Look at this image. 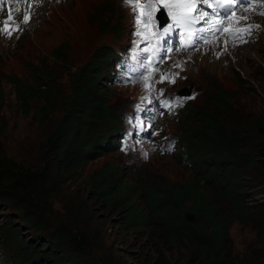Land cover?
Listing matches in <instances>:
<instances>
[{"label":"rangeland","instance_id":"obj_1","mask_svg":"<svg viewBox=\"0 0 264 264\" xmlns=\"http://www.w3.org/2000/svg\"><path fill=\"white\" fill-rule=\"evenodd\" d=\"M140 2L143 4L142 0ZM147 2H159L172 11L166 5L173 0L144 3ZM202 6L199 8L204 11ZM242 9H250V14H240ZM261 12H264V0L254 5L241 4L235 12V23L249 29L244 37L232 40L222 28L234 22H222L211 34H197L186 49L170 47L172 52L158 59L144 77L130 79L122 76L126 73L115 65L114 55L103 62L96 59L110 48L135 55L141 48L144 50L146 32L151 28L148 10L134 11L125 0H0L1 116L6 121L0 144L6 153L31 166L42 165L43 142L52 123L61 115V96L70 90L75 70L87 61H97L102 70L98 83L108 93L110 105L118 109L119 126L115 133L123 130L117 148L106 145L105 152L86 161L81 171L55 185L60 193L54 192L44 206L51 209L41 217L40 225L46 228L38 230L24 219L22 210L0 199V221L10 216L20 227L18 235L23 249L19 254L23 264H195L189 261V250L181 242H176L168 254L146 248L139 225L126 227L120 222L118 210L94 198L90 173L104 164H112L119 176L136 186L146 178L175 185L194 177L193 163L183 160V145L177 138L182 136L193 110L211 102L209 95L216 87L234 94L231 113L243 125L238 130L242 131L245 123H253L264 109V15ZM25 16L29 23L21 25ZM214 23L215 20L206 27L216 26ZM60 43L64 45L55 57L53 48ZM38 61L50 67L52 79L48 90L57 96V101L51 103L54 113H49V109L42 121L32 116L31 111L28 115L22 112L12 84L3 77L10 73L30 77L32 65H37ZM182 88L187 91L180 92ZM159 95L183 98L174 107L159 109L155 108ZM244 134V148L253 151L255 134L239 133ZM112 135L110 140H116L121 132L113 135L115 137ZM173 140L171 149L165 148L167 145L161 149ZM248 177L251 198L264 197V183ZM61 219L79 220L74 223L89 231L90 251L81 257L84 262L79 263V258L66 244L55 242L52 232ZM229 233L233 252L228 257L232 264H246L252 253L263 252L251 224L241 225L233 220ZM42 242L47 245H41ZM6 258L0 252V264ZM159 258H163L162 262L157 261Z\"/></svg>","mask_w":264,"mask_h":264},{"label":"trees","instance_id":"obj_2","mask_svg":"<svg viewBox=\"0 0 264 264\" xmlns=\"http://www.w3.org/2000/svg\"><path fill=\"white\" fill-rule=\"evenodd\" d=\"M63 45L53 48L55 57ZM112 55L115 56V51L110 48L102 51L96 60L103 62ZM97 61L79 66L70 79V90L61 96V115L52 123L43 142L42 165L31 166L17 160L0 144V199L22 210L24 219L38 230L46 228L40 225L41 217L51 209L44 206L54 192L60 193L55 185L81 171L86 161L105 152L106 145L117 148L119 138L123 137V130L115 133L119 126L118 109L110 105L108 93L98 83L102 70ZM41 63L32 65L30 77L16 73L3 76L12 84L22 112L28 115L31 111L40 121L49 109V113H54L51 103L57 101V96L48 90L52 79L50 67ZM1 95L0 134L6 127L1 116ZM209 97L211 102L193 110L182 136L177 138L183 145V160L193 163L194 177L175 185L146 178L136 186L119 176L114 165L104 164L90 173L93 196L104 206L118 210L120 222L126 227L139 225L146 248L168 254L176 242H181L189 250V261L195 264L234 263L228 257L233 252L229 227L233 220L241 225L251 224L263 252L252 253L246 264H264V197L253 200L252 192L247 189L248 176L264 183V109L253 123H245L242 130L255 134L252 151L244 148L246 134L239 135L242 131L238 130L243 127L242 122L231 113L234 94L216 87ZM119 132L121 135L116 140H110L111 133L117 136ZM174 141L170 147L169 141L161 149H171ZM246 166L250 169L246 170ZM187 212L193 215L190 220L186 218ZM76 221L79 220L61 219L52 234L55 242L66 244L81 263L84 262L81 257L90 251V234ZM19 229L10 216L0 221V252L7 257L3 264L24 262L19 254L23 249Z\"/></svg>","mask_w":264,"mask_h":264},{"label":"snow or ice","instance_id":"obj_3","mask_svg":"<svg viewBox=\"0 0 264 264\" xmlns=\"http://www.w3.org/2000/svg\"><path fill=\"white\" fill-rule=\"evenodd\" d=\"M125 2L129 3L133 7L134 11H137L139 9L148 10L149 15H150V10L156 7V4L152 2H147V3L142 4L140 0H125ZM199 4H207L208 7H212L211 4H208V0H198V2H194V0H173L172 3L166 5V7H169L170 9H172L171 15H172L173 24L165 27L163 31L168 32L175 26L191 27L196 22L200 20H204L209 14L205 11H202L199 8ZM189 8L194 10L191 14H188L185 11H183V9H189ZM218 8H225V13L227 15L230 13L232 9V3H229L227 6H225L224 4H218L216 8L213 9V11L217 12ZM139 14H142V13H138V15ZM260 14L264 15V12H261ZM246 18L247 17H244V19ZM27 20H28V16H25V22H27ZM4 23H5V26L7 27L8 22L5 21ZM245 30L247 31L249 29H245ZM201 31H203V29H201ZM8 34L11 35L10 32Z\"/></svg>","mask_w":264,"mask_h":264},{"label":"bare ground","instance_id":"obj_4","mask_svg":"<svg viewBox=\"0 0 264 264\" xmlns=\"http://www.w3.org/2000/svg\"><path fill=\"white\" fill-rule=\"evenodd\" d=\"M248 7V6H247ZM248 10H250V9H242L241 10V13L240 14H246V15H249L250 13V11H248ZM240 14H238L239 16H240ZM1 15V14H0ZM4 15V14H3ZM244 16V15H243ZM19 17V16H18ZM148 17V16H147ZM5 19V18H4ZM13 19V18H12ZM1 21V20H0ZM216 22V21H215ZM27 23H29V19L27 20V22H25V19L24 20H22V22H21V25H25V24H27ZM214 25H216V26H212V25H210V26H208V27H206V30L203 32V33H207V34H211L213 31H214V29L213 28H215V29H218L219 27H218V25H217V22L216 23H214ZM202 36V35H201Z\"/></svg>","mask_w":264,"mask_h":264},{"label":"water","instance_id":"obj_5","mask_svg":"<svg viewBox=\"0 0 264 264\" xmlns=\"http://www.w3.org/2000/svg\"><path fill=\"white\" fill-rule=\"evenodd\" d=\"M185 91H187V89L186 88H182L181 90H180V92H185ZM189 92V91H188ZM186 218L188 219V220H190L191 218H193V215L192 214H189L188 212L186 213Z\"/></svg>","mask_w":264,"mask_h":264},{"label":"clouds","instance_id":"obj_6","mask_svg":"<svg viewBox=\"0 0 264 264\" xmlns=\"http://www.w3.org/2000/svg\"><path fill=\"white\" fill-rule=\"evenodd\" d=\"M114 49V48H113ZM115 55H116V53H115ZM115 58V57H114Z\"/></svg>","mask_w":264,"mask_h":264}]
</instances>
